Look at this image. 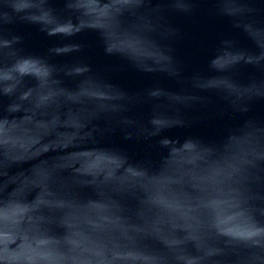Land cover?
<instances>
[{
    "label": "water",
    "instance_id": "1",
    "mask_svg": "<svg viewBox=\"0 0 264 264\" xmlns=\"http://www.w3.org/2000/svg\"><path fill=\"white\" fill-rule=\"evenodd\" d=\"M0 264H264V0H0Z\"/></svg>",
    "mask_w": 264,
    "mask_h": 264
}]
</instances>
